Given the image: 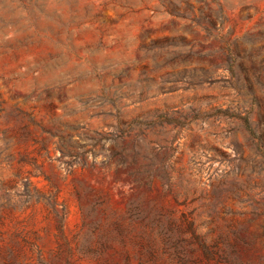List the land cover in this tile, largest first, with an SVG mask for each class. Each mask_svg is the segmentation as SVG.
Returning a JSON list of instances; mask_svg holds the SVG:
<instances>
[{
  "label": "rangeland",
  "instance_id": "obj_1",
  "mask_svg": "<svg viewBox=\"0 0 264 264\" xmlns=\"http://www.w3.org/2000/svg\"><path fill=\"white\" fill-rule=\"evenodd\" d=\"M0 264H264V0H0Z\"/></svg>",
  "mask_w": 264,
  "mask_h": 264
},
{
  "label": "trees",
  "instance_id": "obj_2",
  "mask_svg": "<svg viewBox=\"0 0 264 264\" xmlns=\"http://www.w3.org/2000/svg\"><path fill=\"white\" fill-rule=\"evenodd\" d=\"M212 25H214V22H211ZM207 31H209L208 29H206Z\"/></svg>",
  "mask_w": 264,
  "mask_h": 264
}]
</instances>
